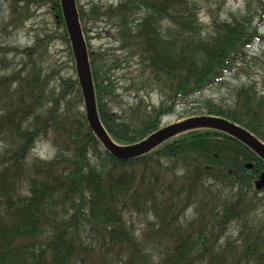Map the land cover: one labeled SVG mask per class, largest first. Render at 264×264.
<instances>
[{
  "label": "trees",
  "instance_id": "1",
  "mask_svg": "<svg viewBox=\"0 0 264 264\" xmlns=\"http://www.w3.org/2000/svg\"><path fill=\"white\" fill-rule=\"evenodd\" d=\"M8 1L4 30L21 27L43 5L59 30L26 46L0 40V264H264V188L255 183L264 159L212 127L186 130L139 157L114 156L88 120L61 1ZM77 1L100 116L119 144L161 128L165 115L194 104L264 39V0H245L212 30L198 0H107L88 10ZM100 19L135 59L140 81L133 86L156 90L158 104L140 98L128 115L110 107L113 72L129 57L107 62L92 47L88 23ZM60 37L71 74L61 58L52 60L51 43ZM200 106L264 141L257 83L239 86L230 102L208 98ZM40 140L56 154L29 159ZM134 213L148 218L141 234L130 224Z\"/></svg>",
  "mask_w": 264,
  "mask_h": 264
},
{
  "label": "rangeland",
  "instance_id": "2",
  "mask_svg": "<svg viewBox=\"0 0 264 264\" xmlns=\"http://www.w3.org/2000/svg\"><path fill=\"white\" fill-rule=\"evenodd\" d=\"M116 2L119 0H115ZM201 5V21L206 30H212L215 23L223 19H231L233 14H238L245 6V0H198ZM93 2H107V0H81L85 5V9H89ZM10 3L8 0H2L0 3V40L12 45H31L36 41L37 34L47 32H55L59 30V26L55 23L54 16L50 12L48 5L39 7L36 15L24 24L14 29L9 28L4 30L5 22L9 19ZM111 23V22H110ZM106 20H97L93 22L89 20L92 47L99 52L106 54V61L113 57H129L128 51L119 48V41L113 35L115 33L111 24ZM264 31V25L262 26ZM257 42L249 49L250 56L241 62V65L229 72H226L215 84L204 89V91L195 97V102L192 105L181 103L177 106L173 114H167L163 117L161 126L186 119L187 117L202 114V102L205 99H213L219 102H230L235 94V90L245 83H257L258 87L264 92V39L256 40ZM68 44L63 38H56L51 43V54L53 61L58 58L63 60L65 71L69 74L74 72V69L69 66L72 61L69 57ZM13 57V54H11ZM17 58H20L18 56ZM62 67L64 66L61 63ZM60 65V66H61ZM137 64L134 58L123 59L122 66L113 72L112 80H114L116 96L109 97L110 107L114 111H118L122 115H128L131 112L132 105L135 106L140 98L147 103L158 104L161 100L160 94L151 88L143 89L138 92V89L133 86L134 80L139 82L137 77ZM3 66H0V73ZM133 87V88H131ZM138 96V97H136ZM199 112L195 114L196 112ZM57 152V148L48 140H40L29 159L35 156L42 158H51ZM263 210L261 211V213ZM192 217V214H189ZM147 217L136 213L129 216L130 224L134 227L138 234H141L145 228Z\"/></svg>",
  "mask_w": 264,
  "mask_h": 264
},
{
  "label": "water",
  "instance_id": "3",
  "mask_svg": "<svg viewBox=\"0 0 264 264\" xmlns=\"http://www.w3.org/2000/svg\"><path fill=\"white\" fill-rule=\"evenodd\" d=\"M65 22L76 59V68L84 95L86 112L91 127L100 137L105 147L120 159H131L149 153L155 147L183 131L197 127H212L224 131L243 141L257 155L264 159V141L242 126L226 117L212 114H201L166 125L153 132L149 137L131 144H119L104 126L97 102L93 70L90 61L88 44L84 35L77 0H61ZM253 163H248L252 168ZM258 190L264 188V171L256 180Z\"/></svg>",
  "mask_w": 264,
  "mask_h": 264
}]
</instances>
